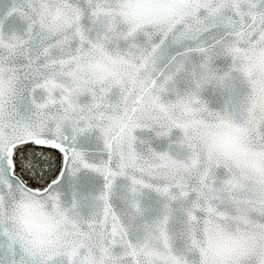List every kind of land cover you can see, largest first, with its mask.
Wrapping results in <instances>:
<instances>
[{"label":"snow or ice","instance_id":"1","mask_svg":"<svg viewBox=\"0 0 264 264\" xmlns=\"http://www.w3.org/2000/svg\"><path fill=\"white\" fill-rule=\"evenodd\" d=\"M0 264H264V0H0Z\"/></svg>","mask_w":264,"mask_h":264}]
</instances>
